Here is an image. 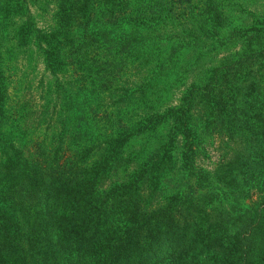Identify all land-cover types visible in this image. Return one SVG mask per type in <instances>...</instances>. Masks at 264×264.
<instances>
[{
    "label": "trees",
    "instance_id": "trees-1",
    "mask_svg": "<svg viewBox=\"0 0 264 264\" xmlns=\"http://www.w3.org/2000/svg\"><path fill=\"white\" fill-rule=\"evenodd\" d=\"M263 256L264 0L0 2V264Z\"/></svg>",
    "mask_w": 264,
    "mask_h": 264
},
{
    "label": "rangeland",
    "instance_id": "rangeland-1",
    "mask_svg": "<svg viewBox=\"0 0 264 264\" xmlns=\"http://www.w3.org/2000/svg\"><path fill=\"white\" fill-rule=\"evenodd\" d=\"M6 0H0L1 4H3ZM257 244V247L255 248L256 249V257L259 256V248L261 247L260 245H258V243L256 242ZM263 259H264V256H263ZM261 264H262V260H261Z\"/></svg>",
    "mask_w": 264,
    "mask_h": 264
}]
</instances>
